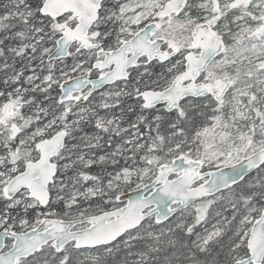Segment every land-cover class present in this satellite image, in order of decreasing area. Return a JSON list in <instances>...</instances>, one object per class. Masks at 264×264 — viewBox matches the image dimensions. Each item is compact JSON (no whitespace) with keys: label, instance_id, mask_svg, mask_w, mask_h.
<instances>
[{"label":"snow or ice","instance_id":"1","mask_svg":"<svg viewBox=\"0 0 264 264\" xmlns=\"http://www.w3.org/2000/svg\"><path fill=\"white\" fill-rule=\"evenodd\" d=\"M0 264H264V0H0Z\"/></svg>","mask_w":264,"mask_h":264}]
</instances>
